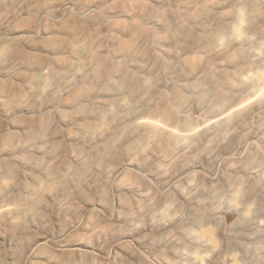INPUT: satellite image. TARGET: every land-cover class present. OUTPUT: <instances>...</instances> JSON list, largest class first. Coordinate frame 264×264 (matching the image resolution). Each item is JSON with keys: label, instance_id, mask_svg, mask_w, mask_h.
<instances>
[{"label": "rangeland", "instance_id": "obj_1", "mask_svg": "<svg viewBox=\"0 0 264 264\" xmlns=\"http://www.w3.org/2000/svg\"><path fill=\"white\" fill-rule=\"evenodd\" d=\"M127 1L152 17L127 49L38 102L51 152L34 137L0 161V264H249L234 247L264 229V0Z\"/></svg>", "mask_w": 264, "mask_h": 264}, {"label": "bare ground", "instance_id": "obj_2", "mask_svg": "<svg viewBox=\"0 0 264 264\" xmlns=\"http://www.w3.org/2000/svg\"><path fill=\"white\" fill-rule=\"evenodd\" d=\"M127 2L0 0V161L25 148L26 141L34 137L43 143L44 154L51 152L53 144L45 136L38 102L68 91L87 76H99L106 68L109 53L127 49L137 36L140 22L152 18L147 9L127 6ZM113 19L126 22L111 24ZM54 106V102H46V107ZM236 110L228 109L212 123ZM143 122L173 137L181 134L154 120ZM73 125L67 123L68 129ZM32 164L38 165V159ZM5 171H10L9 164ZM8 206L0 205V214ZM261 223L251 219L248 232L242 236L252 248L235 243L234 250L249 264H264V245L260 244L264 229L262 235L255 230Z\"/></svg>", "mask_w": 264, "mask_h": 264}]
</instances>
